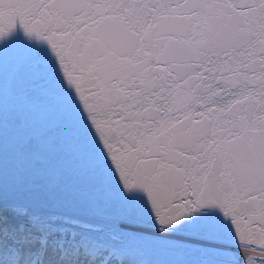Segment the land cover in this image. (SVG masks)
Masks as SVG:
<instances>
[{"label":"snow or ice","instance_id":"1","mask_svg":"<svg viewBox=\"0 0 264 264\" xmlns=\"http://www.w3.org/2000/svg\"><path fill=\"white\" fill-rule=\"evenodd\" d=\"M0 264H264V0H0Z\"/></svg>","mask_w":264,"mask_h":264},{"label":"water","instance_id":"2","mask_svg":"<svg viewBox=\"0 0 264 264\" xmlns=\"http://www.w3.org/2000/svg\"><path fill=\"white\" fill-rule=\"evenodd\" d=\"M12 122L10 121V127L6 132V140H10L13 135L16 134L15 129L11 126ZM9 156H11V151H9Z\"/></svg>","mask_w":264,"mask_h":264},{"label":"rangeland","instance_id":"3","mask_svg":"<svg viewBox=\"0 0 264 264\" xmlns=\"http://www.w3.org/2000/svg\"><path fill=\"white\" fill-rule=\"evenodd\" d=\"M150 253H151V261L160 260V259L165 258L164 254L162 253L154 252V251H150ZM145 256H146V253H145Z\"/></svg>","mask_w":264,"mask_h":264}]
</instances>
